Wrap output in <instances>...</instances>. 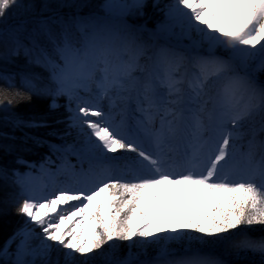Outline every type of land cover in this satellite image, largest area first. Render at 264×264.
Instances as JSON below:
<instances>
[{"label":"snow or ice","instance_id":"snow-or-ice-1","mask_svg":"<svg viewBox=\"0 0 264 264\" xmlns=\"http://www.w3.org/2000/svg\"><path fill=\"white\" fill-rule=\"evenodd\" d=\"M0 22V264H264V0H0ZM53 113L59 143L26 131Z\"/></svg>","mask_w":264,"mask_h":264},{"label":"trees","instance_id":"trees-1","mask_svg":"<svg viewBox=\"0 0 264 264\" xmlns=\"http://www.w3.org/2000/svg\"><path fill=\"white\" fill-rule=\"evenodd\" d=\"M85 3H87V2H85ZM63 11L67 12L68 9L65 8V9H63ZM84 11L86 12L87 8H85ZM12 20H13V17L10 16L8 22L11 23ZM3 26H4L3 22H0V27H3ZM19 63L23 64L24 63L23 59H20ZM10 67L15 68L14 65L10 66ZM35 70L40 71V69H35ZM0 84H3V81H0ZM44 110H45V104L43 101L40 100V98H34L31 103L21 104L16 109H14V111L24 115L26 118L31 116V115H34V114H41ZM3 115H4V113L2 111H0V129H2V127H3V120H2ZM57 115H58L57 113H53L52 115H49L48 119L50 121V127L44 128L45 132L43 133V135H37V136H41V137H44V138L49 139V140L52 139V137L47 136L46 133L48 131H50L51 128H59V125L51 123V121H53L55 118H57ZM22 134L23 133H21L19 131L16 132V135H18V136L22 135ZM53 142H56V141H53ZM47 150L48 149L46 146H36V147H34L32 152L25 153L24 156L28 160L38 161L42 155L47 153ZM9 159H12V157H10V156L6 157L3 153V151L0 150V163H3L5 160H9ZM10 191H11V189L5 187L3 185V182H0V207H3V200L6 198L7 193ZM20 224H21V219L11 211L7 215H0V242L3 241V238L5 235L10 233L12 231V229L19 226ZM257 235H259V234H257Z\"/></svg>","mask_w":264,"mask_h":264},{"label":"rangeland","instance_id":"rangeland-1","mask_svg":"<svg viewBox=\"0 0 264 264\" xmlns=\"http://www.w3.org/2000/svg\"><path fill=\"white\" fill-rule=\"evenodd\" d=\"M53 2H56V0H53ZM82 2L83 3L87 2V3H93V4H95V3H101L102 0H82ZM150 2H151V0H150ZM148 12L151 14L153 12V10L151 8H149L148 9ZM62 127H63V125H59V128H62ZM26 130L32 132L34 135H43V133L45 132V129L44 128H39V129H26ZM51 140L56 141V143H59V140L56 139L55 137H52ZM47 152H48V150H47ZM239 261H241V260H239ZM242 262H245V260L242 259Z\"/></svg>","mask_w":264,"mask_h":264}]
</instances>
